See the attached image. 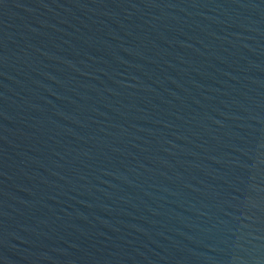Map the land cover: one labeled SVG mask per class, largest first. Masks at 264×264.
Returning a JSON list of instances; mask_svg holds the SVG:
<instances>
[{
  "label": "water",
  "instance_id": "1",
  "mask_svg": "<svg viewBox=\"0 0 264 264\" xmlns=\"http://www.w3.org/2000/svg\"><path fill=\"white\" fill-rule=\"evenodd\" d=\"M0 264H264V0H0Z\"/></svg>",
  "mask_w": 264,
  "mask_h": 264
}]
</instances>
